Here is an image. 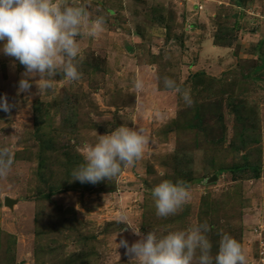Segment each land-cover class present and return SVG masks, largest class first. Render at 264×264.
<instances>
[{"label":"rangeland","instance_id":"obj_1","mask_svg":"<svg viewBox=\"0 0 264 264\" xmlns=\"http://www.w3.org/2000/svg\"><path fill=\"white\" fill-rule=\"evenodd\" d=\"M77 3L105 19L78 38L80 80L36 77L18 94L26 70L0 53L12 105L0 110V148L13 160L0 176V264H130L119 243L141 237L128 226L163 236L204 222L213 255L227 234L264 264V0ZM121 125L144 129L143 158L110 181L73 182L84 148ZM164 180L191 190L167 218L151 195Z\"/></svg>","mask_w":264,"mask_h":264},{"label":"clouds","instance_id":"obj_2","mask_svg":"<svg viewBox=\"0 0 264 264\" xmlns=\"http://www.w3.org/2000/svg\"><path fill=\"white\" fill-rule=\"evenodd\" d=\"M104 24L102 16L92 18L77 0H0V53L14 58L26 70L18 94L29 92L36 77L46 81L47 87L57 75L71 82L80 80L83 54L78 38L97 36ZM164 86L192 105L190 90L181 88L176 80L165 78ZM134 88L142 92L143 82L136 80ZM11 107L6 96L0 97V110L9 112ZM148 143L144 129L127 125L99 135L96 143L84 148V162L71 172L72 181L93 185L110 181L124 167L140 161ZM12 164L8 149L0 148V176H6ZM190 191L184 181L159 183L151 193L156 215H175L190 199ZM120 222L126 223L127 217L121 215ZM128 227L141 237L130 246L127 240L119 243L131 257L130 264H248L241 243L227 234L222 236L218 253L212 254L207 222L163 236L155 231L143 235L140 229Z\"/></svg>","mask_w":264,"mask_h":264},{"label":"water","instance_id":"obj_3","mask_svg":"<svg viewBox=\"0 0 264 264\" xmlns=\"http://www.w3.org/2000/svg\"><path fill=\"white\" fill-rule=\"evenodd\" d=\"M10 203H11V202H10L9 200L6 201V204H7V205H10Z\"/></svg>","mask_w":264,"mask_h":264}]
</instances>
